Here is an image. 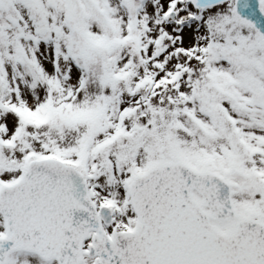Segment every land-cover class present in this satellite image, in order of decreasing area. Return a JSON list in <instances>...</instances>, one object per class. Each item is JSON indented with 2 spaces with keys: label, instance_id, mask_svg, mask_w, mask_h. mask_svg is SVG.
<instances>
[{
  "label": "snow or ice",
  "instance_id": "1",
  "mask_svg": "<svg viewBox=\"0 0 264 264\" xmlns=\"http://www.w3.org/2000/svg\"><path fill=\"white\" fill-rule=\"evenodd\" d=\"M0 264H264V0H0Z\"/></svg>",
  "mask_w": 264,
  "mask_h": 264
}]
</instances>
